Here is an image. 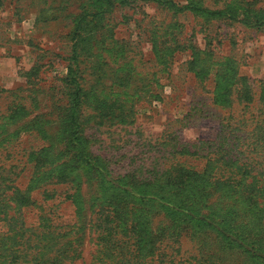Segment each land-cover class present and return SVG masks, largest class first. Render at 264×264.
Listing matches in <instances>:
<instances>
[{"label":"rangeland","instance_id":"374dc122","mask_svg":"<svg viewBox=\"0 0 264 264\" xmlns=\"http://www.w3.org/2000/svg\"><path fill=\"white\" fill-rule=\"evenodd\" d=\"M85 2L0 0V237L22 229L20 264H115L96 226L117 209L120 228H136L143 257L166 230L178 235L157 242L147 264H252L215 231L150 200L165 193L158 182L146 184L179 164L201 172L207 156L226 141L231 147L235 136L244 141L238 151L248 174L264 170V155L251 151L253 135L264 136V0H193L226 17L151 0H127L106 14L80 44L78 60L81 127L109 173L104 181L72 168L61 140L70 32ZM242 9L262 19L248 24ZM119 178L138 189L135 197L119 192L110 206L106 181ZM196 186L171 194L248 243L260 242L264 210L230 188L200 199ZM47 231L55 233L41 235Z\"/></svg>","mask_w":264,"mask_h":264},{"label":"trees","instance_id":"16d2710c","mask_svg":"<svg viewBox=\"0 0 264 264\" xmlns=\"http://www.w3.org/2000/svg\"><path fill=\"white\" fill-rule=\"evenodd\" d=\"M126 1L127 0H86L83 5L84 8H82L79 15L75 17L74 26L70 32L72 53L69 59L70 64L67 69V74L64 78L67 97L66 106L64 108L65 118L63 119L64 124L61 140L65 145V154H70L69 159L72 168L81 167L87 171H91L92 175L101 181H104L109 173L104 172L101 160L90 152L84 139L81 127V116L79 114L82 99L84 97V92L79 82L80 76L78 70L80 44L87 40V36L90 35L91 32H94V29L104 20L106 14L111 13L117 6L126 5ZM151 1L179 13L191 12L194 14H204L210 17L227 16V12L203 9L198 4H195L193 0H184L183 3H175L173 0ZM241 11L242 19L244 18L245 22L248 24L252 23V17L255 19H252L254 21L262 19L261 16H257V14H253L252 16L251 12L245 9ZM219 104H223V106H227V108L231 107L230 101H220ZM232 141L236 143L233 142L231 147L228 141L219 144L214 156H207L208 159L201 172H197L191 167L187 168L185 165L179 164L164 171L154 180H148L152 183L146 185L153 188L155 182L160 183L161 191L165 194H153L154 197L150 200L158 202L160 207L171 215L181 216L185 218V221L193 222L194 226L201 229H211L215 231L216 235L224 242L226 248L230 250H240L241 254L252 264H264V218L259 219L262 221L259 225L262 229L260 242L250 244L242 236L235 233L227 223H215L214 220H210L208 216H200L193 208H190L186 199L180 198V200H175L174 197L178 195V193L171 194V192L186 190L193 182L197 185L195 187L197 194L195 195L200 197V199L210 200L217 191H224L226 188H230L233 192L240 190L238 195L244 196L251 204L256 205V207L259 206V210L263 211L264 188L262 185L264 184V180L261 179V176H264V170L257 171L252 167L253 169H250V171L255 172V174L251 177L246 171L247 163L241 162L240 156L244 154V152L238 151V148L245 145L243 144L244 141L237 136H235ZM251 147L252 153L256 156L264 155V136L261 138L259 135H253ZM235 151L237 154L233 156L232 153ZM66 167L60 175L62 180H66L70 174V171L68 172ZM246 177H250L251 181L249 183L246 182ZM106 183L109 184L110 188L113 190L112 200L109 202L110 206L120 199L118 198V194L124 193L128 196H134L133 192H136L138 189V186L135 184L123 182V178L114 181H106ZM20 197L23 203H27V198H25L24 195H20ZM118 213V210L114 209L112 211V218H107L103 223L96 226V229L98 231L100 230L101 234H104L102 236L104 246H106V249L109 251H112L113 257H116L112 260V263L133 264L135 261V264H141L144 260L145 264H147L146 260L153 255L152 251L157 242H160L162 239L178 237L177 234L171 233L169 229L166 230L163 238H156L150 242L151 247L143 257L141 256L140 248L144 247L141 246L139 236L135 232L136 228L134 226L130 228H120L116 220ZM121 217L123 218V216ZM15 222H17V220H15ZM45 227L47 229L50 228L48 224H46ZM21 231L22 229H19L18 232L14 233L12 236L4 234L0 237V264H20L19 260L21 257L18 255L15 246L17 244V237L21 240L24 236L23 233H20ZM53 233L55 232L47 231L41 235L48 236ZM60 234L61 233H57V235ZM118 235H122L123 239H119ZM10 241L12 242L11 245L8 244ZM130 253L133 254L129 257Z\"/></svg>","mask_w":264,"mask_h":264}]
</instances>
